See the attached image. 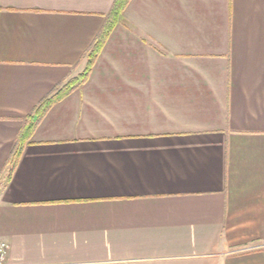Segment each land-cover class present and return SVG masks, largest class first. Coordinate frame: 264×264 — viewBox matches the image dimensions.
Masks as SVG:
<instances>
[{
    "label": "crops",
    "instance_id": "1",
    "mask_svg": "<svg viewBox=\"0 0 264 264\" xmlns=\"http://www.w3.org/2000/svg\"><path fill=\"white\" fill-rule=\"evenodd\" d=\"M0 0L6 264H264V0Z\"/></svg>",
    "mask_w": 264,
    "mask_h": 264
},
{
    "label": "trees",
    "instance_id": "2",
    "mask_svg": "<svg viewBox=\"0 0 264 264\" xmlns=\"http://www.w3.org/2000/svg\"><path fill=\"white\" fill-rule=\"evenodd\" d=\"M129 1L130 0H116L114 2L110 13L106 16V24L104 28L98 34L91 49L87 53L88 61L85 70L78 77L72 78L66 83L56 86L50 94L40 101V103L34 108L33 112L26 118L25 124L20 131L18 140L16 141V153L12 160L11 169H13L15 161L21 153L23 148L22 142H26L31 138L36 126L50 107L55 102L71 93L77 86L87 81L97 57Z\"/></svg>",
    "mask_w": 264,
    "mask_h": 264
},
{
    "label": "built area",
    "instance_id": "3",
    "mask_svg": "<svg viewBox=\"0 0 264 264\" xmlns=\"http://www.w3.org/2000/svg\"><path fill=\"white\" fill-rule=\"evenodd\" d=\"M8 251L9 244L4 240H0V264H6Z\"/></svg>",
    "mask_w": 264,
    "mask_h": 264
}]
</instances>
